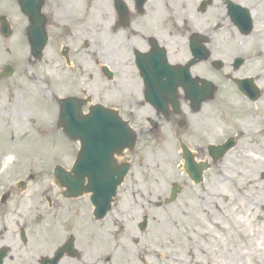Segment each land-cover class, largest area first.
Listing matches in <instances>:
<instances>
[{
	"label": "flooded vegetation",
	"instance_id": "af4514ba",
	"mask_svg": "<svg viewBox=\"0 0 264 264\" xmlns=\"http://www.w3.org/2000/svg\"><path fill=\"white\" fill-rule=\"evenodd\" d=\"M234 4L249 10V34L237 26L243 15ZM255 28L264 34V0H0V114L10 126L45 115L49 132L61 135L60 118L74 125L118 116L136 134L131 164L150 167L145 149L164 153L176 145L180 164L183 145L200 160L201 126L214 114V99L195 108L181 86L166 91L163 84L186 70L199 90L215 82L216 71L231 77L223 70L252 65L243 41ZM258 52L254 61L264 59V49ZM217 55L225 61L219 70ZM236 58L243 60L238 67ZM60 181L0 179V264H171V255L151 252L148 229L121 222L120 187L96 219L91 193L67 197ZM201 252L211 262L217 257Z\"/></svg>",
	"mask_w": 264,
	"mask_h": 264
},
{
	"label": "rangeland",
	"instance_id": "374dc122",
	"mask_svg": "<svg viewBox=\"0 0 264 264\" xmlns=\"http://www.w3.org/2000/svg\"><path fill=\"white\" fill-rule=\"evenodd\" d=\"M203 15L199 17L203 18ZM235 40L231 43L233 47L238 45ZM243 42V48H252L247 50V55H252L256 47H260V43L264 44V34L254 32ZM234 49L232 48V55ZM262 65L264 59L254 61L248 69L235 73L255 77L263 95L253 104L245 100L223 73L216 71L217 91L213 101L215 110L206 125L201 126V134L206 133L201 136L202 143H220L228 137H235L237 143L223 158L211 164L204 172L201 184L192 185L185 175H179L177 166L181 159L176 145L164 153L163 148L160 152L157 148L145 149L151 154L153 165L151 163L150 167L144 169L138 166L142 164L140 161L132 164L120 187L118 202L121 222L126 218L127 222L133 221L136 224L144 212L148 213L151 252L156 251L157 256L171 255V264H199L196 260L204 258L201 251L206 249L215 250L216 264L264 262V244L257 253L248 251V254H242L247 252L244 235H250L257 245L264 241V150L258 132L264 127V75L262 76L263 71L257 70ZM227 71L229 70L224 69V73ZM40 112L46 113L42 106ZM34 118L38 123H48L45 115L36 114ZM201 120L204 119L201 117ZM245 129L255 132L249 137L241 136L240 133ZM71 143L57 132L37 130L36 124L27 118L14 119L10 126L0 114V179H25L30 173L34 174L33 179H54V165L61 163L68 167L74 157L75 146ZM158 154L161 157L156 160ZM250 156H255V159L251 161ZM202 158L211 163L204 148L201 149ZM224 174L244 180L237 186L234 182L223 183L220 180L226 179ZM241 175L246 178L240 177ZM217 177L220 178L219 184L216 182ZM247 179L255 183H250ZM182 180L185 187L178 198L173 203L156 208L154 203L167 197L170 184L175 181L180 183ZM210 188L221 191L228 197L224 202L219 199L218 203L221 208H227L225 213L229 221L221 220L213 214L215 201L208 196L207 190ZM147 204L148 208L142 209ZM200 208L203 211H199ZM215 221L225 226L224 230L217 231ZM240 221L244 224L243 228L239 227ZM135 236L141 238L136 227ZM250 249L248 246V250ZM222 252L224 261L220 259Z\"/></svg>",
	"mask_w": 264,
	"mask_h": 264
},
{
	"label": "water",
	"instance_id": "95a60500",
	"mask_svg": "<svg viewBox=\"0 0 264 264\" xmlns=\"http://www.w3.org/2000/svg\"><path fill=\"white\" fill-rule=\"evenodd\" d=\"M185 88L187 89V87ZM240 88L253 98L258 96L256 92H253L246 85H240ZM163 89L168 91L169 87L163 84ZM213 91V87L209 88V93L201 98L199 93L200 99L197 102L195 101V105H199L203 100L211 98ZM187 93L193 95L189 91V88ZM92 120L95 122V125L88 124ZM97 120L98 125L96 124V119L90 118L85 123V120L82 121L79 119L81 122L77 125V129H72L71 131L69 127L66 129L70 132L69 137L79 139L81 148L77 154V159L72 167L71 173L65 172L61 167L57 166L54 169V175L57 179H70L65 182L67 186L80 185L81 180L79 179L87 177L95 193L93 201L96 210L100 209L103 213L106 211L112 195L115 194L117 185L121 182L128 170V165H120L115 162L113 154H120L125 147L131 148L134 143V135L127 124L121 120H117V118L112 120L105 116ZM102 121L103 125L101 124ZM87 124V129H85L84 125ZM233 144V140L230 139L221 146L209 148L213 160L222 157ZM186 161L187 168L192 175L200 177L201 169L206 164L201 163L197 165L193 163L190 156H186ZM77 192L79 191H73L70 194L75 195ZM175 192H177V187L172 188V196L168 201L174 199Z\"/></svg>",
	"mask_w": 264,
	"mask_h": 264
},
{
	"label": "bare ground",
	"instance_id": "6f19581e",
	"mask_svg": "<svg viewBox=\"0 0 264 264\" xmlns=\"http://www.w3.org/2000/svg\"><path fill=\"white\" fill-rule=\"evenodd\" d=\"M255 131L254 130H251V129H245V130H243L242 131V133H240L241 134V136H244V137H249L250 135H252L253 133H254ZM258 132L260 133V138L262 139V141H263V143L261 144L262 145V148H263V150H264V127H262V128H260L259 130H258ZM249 159L251 160V161H253L254 159H255V156H250L249 157ZM225 176H226V179H221L220 181L221 182H223V183H226L227 181L228 182H230V183H232L233 184V182H234V184L237 186L239 183H241L242 182V180H244V179H237V178H235V177H231L229 174H224ZM240 177H243L242 175L240 176ZM243 178H246V177H243ZM219 177H217L216 178V182H217V184H219L220 183V181H219ZM218 180V181H217ZM247 181L248 182H250V183H255L254 181H252V180H250V179H247ZM238 189H241V188H238ZM209 191V197L211 198V199H213L214 201H215V205H214V211H215V213H213V214H216L217 215V217L219 216L220 218H221V220H227V221H229L228 220V215L225 213V209H227V208H221V205L218 203V201H219V199H221L223 202H224V200H226V199H228V197L223 193V192H221V191H218V190H212L211 188L210 189H208L207 190V192ZM226 203H228V201H226ZM199 211H203V209H198ZM234 210H236V208H234ZM214 225H216V227H217V229L219 230V231H222V230H224V228H225V226H223L222 224H220V222H217V221H215L214 222ZM239 227H241V228H243L244 227V224L240 221L239 222ZM244 237H245V240H246V244H244V247L245 248H247V252L246 253H242V254H248V251L250 252L251 251V253H257L256 251L259 249V248H261L262 247V245L264 244V241H260L259 243H258V245L257 244H255L254 243V240L255 239H252V237L250 236V235H248V234H246V235H244ZM248 246L249 247H251V249L250 250H248ZM260 251H258V253H259ZM241 253V252H240ZM259 262H260V260H259ZM201 264H216V262L215 263H211L210 261H209V258H207V259H205V260H203L202 262H200ZM239 264H242V263H239ZM260 264H264V262L263 263H261L260 262Z\"/></svg>",
	"mask_w": 264,
	"mask_h": 264
}]
</instances>
